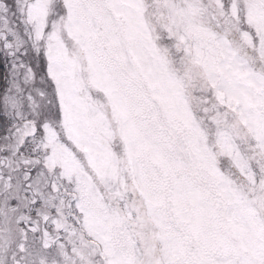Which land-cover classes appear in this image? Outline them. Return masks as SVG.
I'll return each instance as SVG.
<instances>
[{
	"label": "snow or ice",
	"instance_id": "1",
	"mask_svg": "<svg viewBox=\"0 0 264 264\" xmlns=\"http://www.w3.org/2000/svg\"><path fill=\"white\" fill-rule=\"evenodd\" d=\"M0 264H264V0H0Z\"/></svg>",
	"mask_w": 264,
	"mask_h": 264
}]
</instances>
